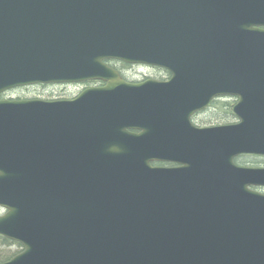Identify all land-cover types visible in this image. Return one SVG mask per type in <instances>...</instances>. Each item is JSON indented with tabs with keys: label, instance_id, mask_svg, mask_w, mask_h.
Segmentation results:
<instances>
[{
	"label": "water",
	"instance_id": "water-1",
	"mask_svg": "<svg viewBox=\"0 0 264 264\" xmlns=\"http://www.w3.org/2000/svg\"><path fill=\"white\" fill-rule=\"evenodd\" d=\"M89 81L0 101V264H264V169L234 164L264 156V0H0V95ZM220 97L238 123L193 127Z\"/></svg>",
	"mask_w": 264,
	"mask_h": 264
},
{
	"label": "flooded vegetation",
	"instance_id": "flooded-vegetation-1",
	"mask_svg": "<svg viewBox=\"0 0 264 264\" xmlns=\"http://www.w3.org/2000/svg\"><path fill=\"white\" fill-rule=\"evenodd\" d=\"M121 68L124 67L125 64L118 63ZM127 66V65H126ZM137 68H141V66H130L123 69H133L134 71ZM155 71L161 72L160 69H154ZM122 73V72H121ZM121 77L133 83H138L143 80H129L123 73ZM170 79V75L166 72H163L162 76L156 77L155 80L158 81H167ZM104 84L101 82H90L87 84H39L29 87H22L11 90L0 95L1 100H17V101H34L41 100L47 102H58V101H72L77 98L81 92L88 87H103ZM19 94H29V96L21 97ZM230 98H219L217 100L212 101L205 109L194 113L191 118V124L195 128H211L216 126H223L227 124L237 123V119L233 113V104L228 102ZM227 100V101H226ZM230 104L231 110L227 114H231L233 117L227 118V114L225 112V106ZM233 121L235 122H232ZM235 119V120H234ZM234 163L243 168H264V156L258 155H239L234 159ZM158 167L162 168H176L177 165L171 163H159ZM252 191L259 192L264 194V187H250ZM3 210H0V216L3 215Z\"/></svg>",
	"mask_w": 264,
	"mask_h": 264
},
{
	"label": "trees",
	"instance_id": "trees-1",
	"mask_svg": "<svg viewBox=\"0 0 264 264\" xmlns=\"http://www.w3.org/2000/svg\"><path fill=\"white\" fill-rule=\"evenodd\" d=\"M107 63L109 64V66H111L112 68L120 72V70L115 66V64H118L117 62L108 61ZM126 67H130V66L124 65L123 68H126ZM162 72H165V71H162ZM224 108L227 114L231 110V105L228 104ZM231 117H233L231 114H227V118H231ZM22 251H23V247L20 244L0 236V263H5L9 261L11 258L21 253Z\"/></svg>",
	"mask_w": 264,
	"mask_h": 264
},
{
	"label": "rangeland",
	"instance_id": "rangeland-1",
	"mask_svg": "<svg viewBox=\"0 0 264 264\" xmlns=\"http://www.w3.org/2000/svg\"><path fill=\"white\" fill-rule=\"evenodd\" d=\"M115 66L129 79V80H143L145 78H152V79H156V77L162 76L163 73L155 71L153 68L150 67H144L142 66L141 68H137L136 71H134L133 69H123L121 68L120 65L115 64ZM21 97H26L29 96V94H19ZM227 101V100H226ZM236 99L235 98H230L228 100V102H231L233 105L236 103ZM235 120V119H234ZM232 122L233 121L232 119Z\"/></svg>",
	"mask_w": 264,
	"mask_h": 264
}]
</instances>
